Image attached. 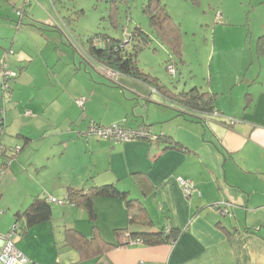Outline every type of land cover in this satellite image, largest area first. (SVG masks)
Masks as SVG:
<instances>
[{"label":"crops","instance_id":"1","mask_svg":"<svg viewBox=\"0 0 264 264\" xmlns=\"http://www.w3.org/2000/svg\"><path fill=\"white\" fill-rule=\"evenodd\" d=\"M33 2L0 0V17L9 27L16 10L23 9L20 21L25 26L29 23L24 18L33 17ZM54 26L67 41L70 29L56 22ZM241 49L237 70L211 83L214 112L199 116L183 115L152 85L121 74L112 79L114 86L107 87L114 90L104 96L106 108L99 115L95 107L103 79L89 72L87 81L93 84L75 92L85 97L79 106L75 102L79 97L72 100L62 80L60 85L51 77L46 63L32 69L26 62L29 54L16 52L12 65L19 77L13 87L19 91L3 112L0 97V147L5 148L0 154V183L19 181L20 187L9 198L0 189V233L11 228L14 213L35 195L63 199L67 186L113 183L145 207L152 222L149 230L178 228L177 238L155 245L133 241L101 252L96 242L86 248L98 253L81 257L62 244L64 227L90 239L96 226L102 240L115 244L124 241L120 232L124 229L147 230L129 222L123 200L101 197L93 201V221L83 208L67 203L50 220L28 228L15 246L36 264H264V47L257 45V64L249 62L251 46ZM73 63L86 72L93 62L74 58ZM22 84L30 91L27 97L20 92ZM27 110L30 115L24 114ZM90 122L133 128L146 124L162 138L113 142L79 136ZM15 146H20L19 152L1 167ZM177 176L194 183L196 190L189 198ZM226 202L227 215L212 207Z\"/></svg>","mask_w":264,"mask_h":264},{"label":"rangeland","instance_id":"2","mask_svg":"<svg viewBox=\"0 0 264 264\" xmlns=\"http://www.w3.org/2000/svg\"><path fill=\"white\" fill-rule=\"evenodd\" d=\"M116 1V27L108 15L109 0H34L30 9L33 17L24 15V22L29 24L22 27L17 14L13 19L14 24L9 27L7 21L0 17V61L5 51L11 49L12 53L5 61L16 75L9 79V95L0 85L1 112L8 102L14 103L15 92L19 91L13 87L19 77L18 70L12 65L16 52L29 54L26 62L32 69L46 63L51 77L60 85L62 80L72 100L79 97L75 93L77 88L83 89L87 88V83L93 84L87 81L89 72L103 79L105 86L97 85L100 94L95 107L100 115L104 114L106 108L104 96L114 90L107 87L114 86L115 81L100 75L96 69L98 64H87L86 72L77 70L78 65L73 60L82 61L88 35L102 33L124 39L134 26L140 27L149 35L150 42L137 52L138 68L175 91L192 86L210 90L211 83L217 78L227 79L228 72H234L241 65L242 46L244 50L251 46L253 60L249 62L255 64L258 61L255 52L258 43L264 47V36L259 38L260 32L264 34L262 0H161L175 22L180 24V55L172 53L154 37L143 11L147 0ZM216 12H220L222 17L219 22L215 21ZM29 18L34 21L33 25H30L32 21ZM55 22L71 30L67 41L61 38ZM168 64L173 66V75L167 70ZM42 81L38 79V82ZM20 92L25 93V97L30 93L25 84L20 87ZM5 161H9L8 155ZM19 187V181L0 183L5 198L11 197ZM52 209L60 210L61 206L53 203Z\"/></svg>","mask_w":264,"mask_h":264},{"label":"trees","instance_id":"3","mask_svg":"<svg viewBox=\"0 0 264 264\" xmlns=\"http://www.w3.org/2000/svg\"><path fill=\"white\" fill-rule=\"evenodd\" d=\"M109 1L108 15L110 17V21L116 27L117 1ZM143 11L148 17L150 27L155 35L154 37L161 44L165 45L172 53L180 55L181 27L180 24L175 22L173 17L169 14L166 4L162 3L161 0H147L143 6ZM217 13L220 14V12H216V14ZM221 19L219 20L221 21ZM262 36L264 35H260L259 38ZM95 37L100 39L98 43H94L93 39ZM126 38L130 39V42L126 46H121V43L124 40L123 38H114L108 34L102 33L88 35L85 41L87 48L83 53V55H85L83 58L86 61H92V64H98V67L103 66L118 75L121 74L128 76L152 85L163 96L176 103L183 110V115L185 116L188 114V116H192V113L193 115L198 114V116L199 114L210 115L214 112V100L216 98V94L214 92L200 90L197 86L189 87L186 90L175 91L164 84L158 83L156 81V77L150 76L148 73H145L138 68L137 52L141 50L142 47L148 46L150 42V37L145 31L138 26H134ZM98 72L103 75L99 69ZM103 76L105 77V75ZM83 131L78 132L81 133ZM159 137L161 136H158L157 139ZM24 139L25 145L27 143V139ZM167 147L176 148V146ZM11 153L10 161L17 154L14 153V151ZM5 165L7 166L8 163L3 162L1 167H4ZM49 197L54 196H33L28 205L22 211L14 213V222L8 231L15 230L17 232V236H21L31 226L50 220L52 213L54 212L52 209L53 203L59 206L70 203L77 207H81L85 210L88 218L93 221L96 217L93 205L94 199L101 197H114L124 201L127 215L129 216V222L131 224L147 228V230H140L138 228L131 230L124 229V231H120L124 235V241L122 240L120 243L115 244L102 240L98 234L96 226L92 227L93 233L90 239L85 238V236L75 228L64 227L62 244L74 248L80 253L81 257H85L87 255L98 253V251L87 252L86 247L92 243L99 242L101 244L99 251L101 252L105 248L115 245H124L133 241H141L142 243L150 245L173 242L180 232L178 228L174 227L149 230L148 227H151L152 222L145 207L139 200L130 198L126 190L119 189L113 183L97 185L92 182L87 186L80 188L67 186L65 189V197L61 199L63 201L62 204L49 201ZM54 198L60 200L57 197Z\"/></svg>","mask_w":264,"mask_h":264},{"label":"built area","instance_id":"4","mask_svg":"<svg viewBox=\"0 0 264 264\" xmlns=\"http://www.w3.org/2000/svg\"><path fill=\"white\" fill-rule=\"evenodd\" d=\"M17 15L21 18L23 15V9H17L16 10ZM221 16L219 13L216 14V21H220ZM127 36V35H126ZM94 43H98L100 41L99 38L95 37L93 39ZM130 42V39L124 37L123 42L121 43V46H126ZM12 53L11 49H8L5 51L3 55V60L0 61V85L2 86V89L8 93H10V86H9V79H13L16 77L14 70L10 69L5 61V58L8 57V55ZM167 70L170 74H174V69L171 64L167 65ZM99 71L105 75L108 79H114L117 74L113 71L104 68L103 66L99 67ZM85 101L84 97L77 98L75 102L82 106ZM25 115H30V111H25ZM2 120H0V137L3 134V126H2ZM2 132V133H1ZM78 135L83 136H94L98 138H105L109 139L113 142H125L130 140H136V139H145L147 141H155L157 140V135L154 134L151 130V127L146 124H140L136 127H128L124 124H118L113 123L110 125H99L95 123H89L88 127L83 132H78ZM20 149V146H15L14 153H17ZM0 154H5V148L2 146L0 147ZM10 161V156H8ZM9 161H6V163L9 164ZM176 181L181 187L182 193L186 198H189L192 192H194L195 185L194 183L182 176H177ZM49 201L51 202H57L62 204L63 201L57 200L54 197H49ZM223 204V205H222ZM229 203H217L213 205L212 207L217 208L218 211L222 215H227L230 213L229 211ZM221 207V208H220ZM12 227V226H11ZM17 239V232L15 230L8 231L6 233H0V264H36L29 260L16 246H15V240Z\"/></svg>","mask_w":264,"mask_h":264}]
</instances>
